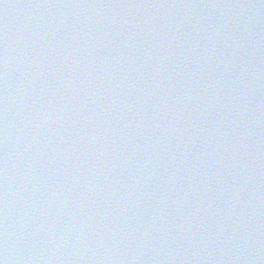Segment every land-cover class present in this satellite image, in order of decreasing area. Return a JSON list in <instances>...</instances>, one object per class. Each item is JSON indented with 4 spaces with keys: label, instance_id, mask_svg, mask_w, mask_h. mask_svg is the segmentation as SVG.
Returning <instances> with one entry per match:
<instances>
[{
    "label": "water",
    "instance_id": "obj_1",
    "mask_svg": "<svg viewBox=\"0 0 264 264\" xmlns=\"http://www.w3.org/2000/svg\"><path fill=\"white\" fill-rule=\"evenodd\" d=\"M0 261L239 264L37 0H0Z\"/></svg>",
    "mask_w": 264,
    "mask_h": 264
},
{
    "label": "snow or ice",
    "instance_id": "obj_2",
    "mask_svg": "<svg viewBox=\"0 0 264 264\" xmlns=\"http://www.w3.org/2000/svg\"><path fill=\"white\" fill-rule=\"evenodd\" d=\"M0 264H3V262H2V261H0Z\"/></svg>",
    "mask_w": 264,
    "mask_h": 264
}]
</instances>
